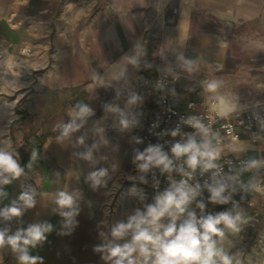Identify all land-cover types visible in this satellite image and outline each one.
Segmentation results:
<instances>
[{
	"label": "crops",
	"instance_id": "crops-1",
	"mask_svg": "<svg viewBox=\"0 0 264 264\" xmlns=\"http://www.w3.org/2000/svg\"><path fill=\"white\" fill-rule=\"evenodd\" d=\"M248 28L255 36L264 33V0H0V55H18L27 47L22 53L30 55L22 67L40 71L5 139L0 96V148L12 151L21 165L20 148L44 139L39 168L3 186L7 195L0 197L3 208L22 191L34 189L35 206L22 217L3 220L2 226L12 234L30 224H51L46 240L30 249L43 264H111L95 249L111 239L117 219L105 221L102 205L121 183L136 145L130 120L133 80L140 69L150 76L151 64L174 67L180 80L172 93L212 102L214 92L193 80L209 81L231 51L229 36ZM252 45L259 50L258 41ZM12 63L19 65L8 61L6 67L12 69ZM78 104L92 114L63 137V126L72 122ZM121 119L129 121L128 128ZM254 149L232 154L257 161L264 151V131ZM89 150L92 159H83ZM101 169L107 175L93 187L88 176ZM257 170H248L246 178ZM61 190L76 194L77 214L71 222L62 215L66 209L55 203ZM0 264H18L10 247L0 250Z\"/></svg>",
	"mask_w": 264,
	"mask_h": 264
},
{
	"label": "clouds",
	"instance_id": "clouds-1",
	"mask_svg": "<svg viewBox=\"0 0 264 264\" xmlns=\"http://www.w3.org/2000/svg\"><path fill=\"white\" fill-rule=\"evenodd\" d=\"M220 87L219 81H207L205 90L215 92ZM136 98H133L135 102ZM220 106L228 110V103L220 98ZM78 111L71 113L72 122L63 126L62 136L67 137L77 131L85 117L92 114L91 109L83 104L77 105ZM79 118L81 124H77ZM123 128L129 127L127 119L120 121ZM197 131L186 134V137L171 146L172 157L179 160L183 158L191 172L183 166L174 167L173 159L163 146L149 145L143 152L137 151L133 163L141 173H147L152 168H159L161 172L171 173L174 170L181 173L187 179L179 181L171 180L169 186L154 196L152 203L145 204L143 209L137 208L127 221L116 223L111 228V239L102 247L95 250L104 252L103 259L111 264H243L239 254L230 252L233 246L228 239L229 234L237 235L241 232L242 225L246 224L238 205L232 202V195H225L231 187L227 182L236 180L235 176L219 177L218 172H213L212 182H205L203 188L200 183H189L192 173L197 168L202 172L218 169L215 161L220 156V149L214 147L209 138V129L198 120L186 121ZM173 137L178 135V130L171 132ZM199 136V138H198ZM83 143V138L79 141ZM137 140V143H140ZM37 153L33 151L32 160ZM83 159L91 160L92 152L89 150L83 154ZM261 162L252 160L246 165L245 170L260 167ZM31 167V163L28 165ZM24 174L16 155L7 147L0 148V197L6 196L5 185ZM107 175L106 170L101 169L88 176L93 187L102 183V178ZM143 181V177H141ZM209 193V201L217 205H226L230 202L233 207L228 211L216 214H204L205 203L198 199L203 190ZM236 189L233 187L232 192ZM35 190L22 191L18 199L10 205L0 208V218L11 221L13 218L22 217L25 210L35 206ZM76 194L61 190L56 193L55 203L66 209L62 215L68 220L77 214ZM200 210V215L192 209V205ZM52 225L30 224L26 229H17L10 234V228H0V250L10 247L16 255L18 264H43L39 256L30 254L38 244L46 240V233L50 232ZM105 234L101 233L103 237Z\"/></svg>",
	"mask_w": 264,
	"mask_h": 264
},
{
	"label": "built area",
	"instance_id": "built-area-1",
	"mask_svg": "<svg viewBox=\"0 0 264 264\" xmlns=\"http://www.w3.org/2000/svg\"><path fill=\"white\" fill-rule=\"evenodd\" d=\"M167 20L171 22L172 18ZM149 71L150 76H147L140 69L131 84L136 99L134 103L132 102L130 120L136 136V145L121 183L126 184L133 214L137 208L143 209L145 204L152 203L154 196L169 186L170 178L176 181L187 179L175 170L166 173L161 172L159 168H152L147 173L139 172L136 164L133 163L136 152H143L149 145L159 144L173 159L174 167L183 166L186 171L191 172V169L184 164L183 158L177 160L171 154L172 144L182 141L186 134L196 133L197 130L186 123L191 119L198 120L209 129V138L213 146L220 149V156L215 161L218 169L202 172L200 168H197L192 173L189 183L193 185L200 183L203 188L205 182H212L213 172H218L219 177L225 179L235 176L236 180L227 181L231 187L225 195L231 193L232 202H235L238 208L253 206L252 199H243L249 190L255 189L246 181L248 176V170H245L246 165L252 159L247 156H234L232 153L247 155L248 152L255 151L254 147L259 135L264 131V124H262L264 108L241 110L230 106L228 110L219 111L211 108V104L215 101L208 102L204 99L192 98L183 100L180 95L172 93V89L180 80V75L174 67L163 68L151 64ZM193 81L198 85H205L208 79ZM196 94L198 95V92ZM173 130H178V135L175 137L171 135ZM137 140L141 142L137 143ZM256 169L258 168L251 170ZM233 187L236 189L235 192H232ZM208 197L209 193L204 189L202 196L198 198L205 203L204 214H216L231 210L233 207L232 202L226 205L213 204ZM191 207L199 216L200 210L195 207V203Z\"/></svg>",
	"mask_w": 264,
	"mask_h": 264
},
{
	"label": "rangeland",
	"instance_id": "rangeland-1",
	"mask_svg": "<svg viewBox=\"0 0 264 264\" xmlns=\"http://www.w3.org/2000/svg\"><path fill=\"white\" fill-rule=\"evenodd\" d=\"M241 32L242 34L238 32L234 36H229L231 51L220 66L214 67L215 71L209 81H219L220 87L213 93L212 101L224 98L233 106L258 105L264 108V33L255 36L250 28ZM252 40L258 41L259 50L254 49L256 46L252 45ZM22 50L28 51V48H22L18 55L5 52L0 55L3 139L8 134L7 126L10 121L20 116L22 104L36 86L33 78L35 79L40 72L39 70L28 72L22 67H26L24 60L30 55L29 52L22 53ZM8 61L19 65L12 63L13 68L8 69L6 67ZM258 158L257 161L262 162L257 173L252 178H246L255 189L249 190L243 197L244 200L252 199L254 205L245 208L248 212L253 210L255 213H244L247 223L242 225L241 232L237 236H228L233 245L230 252L238 253L243 264H264V190L261 192L256 189L258 186H264V151ZM102 213L105 221L111 222L114 217L117 223L126 222L133 214L125 183L119 184L118 181L109 191L102 205ZM2 221L0 218V228H4Z\"/></svg>",
	"mask_w": 264,
	"mask_h": 264
},
{
	"label": "trees",
	"instance_id": "trees-1",
	"mask_svg": "<svg viewBox=\"0 0 264 264\" xmlns=\"http://www.w3.org/2000/svg\"><path fill=\"white\" fill-rule=\"evenodd\" d=\"M38 145L34 146L30 143H26L24 147L20 148L19 153L22 156L21 160V167L24 168V171H29V170H37L40 166V154H41V144L43 143L44 139L39 138L37 139ZM35 151L37 153L36 159L32 160V153ZM31 163V167H28V165ZM243 211H242V210ZM237 210L241 211L242 214L244 213H249V214H254L255 212L252 210L251 212H248L246 208H238Z\"/></svg>",
	"mask_w": 264,
	"mask_h": 264
},
{
	"label": "bare ground",
	"instance_id": "bare-ground-1",
	"mask_svg": "<svg viewBox=\"0 0 264 264\" xmlns=\"http://www.w3.org/2000/svg\"><path fill=\"white\" fill-rule=\"evenodd\" d=\"M228 103V102H227ZM232 104H230V103H228V108L231 106ZM211 108L212 109H217V110H219V111H224V109H222L221 108V106H220V98H218V101H216L215 103H213V104H211ZM262 124H264V118H262ZM259 138H260V135H259ZM262 162V161H261ZM257 190H261V192H262V190H264V186H258L257 188H256ZM114 190V189H113ZM229 235H231V234H229ZM238 235V234H237ZM237 235H234V236H237ZM231 236H233V235H231Z\"/></svg>",
	"mask_w": 264,
	"mask_h": 264
}]
</instances>
